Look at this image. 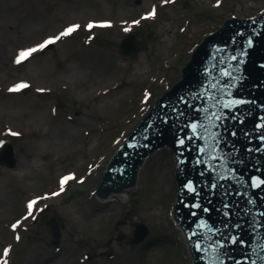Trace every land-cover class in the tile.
Instances as JSON below:
<instances>
[{
	"label": "rangeland",
	"instance_id": "374dc122",
	"mask_svg": "<svg viewBox=\"0 0 264 264\" xmlns=\"http://www.w3.org/2000/svg\"><path fill=\"white\" fill-rule=\"evenodd\" d=\"M153 8V18L141 19ZM263 8L264 0H0V141L13 146L16 159L12 169L0 166V254L10 248L8 264H191L172 219L170 151L143 164L138 193L103 203L94 191L110 156L179 79L194 46L225 19L255 17ZM102 22L110 26H96ZM71 24L79 28L69 37L13 62L18 48ZM130 33L146 49L123 57L119 41ZM138 66L144 70L135 75ZM21 82L28 87L8 90ZM69 174L74 179L60 192L59 179ZM36 197L47 198L34 209L47 207L13 230ZM137 223L148 233L133 245Z\"/></svg>",
	"mask_w": 264,
	"mask_h": 264
},
{
	"label": "water",
	"instance_id": "95a60500",
	"mask_svg": "<svg viewBox=\"0 0 264 264\" xmlns=\"http://www.w3.org/2000/svg\"><path fill=\"white\" fill-rule=\"evenodd\" d=\"M237 33L240 35H236ZM248 40L253 42L252 47L250 48L246 46V41ZM213 45L222 49V51L213 52ZM143 47V44H136L134 42V36L129 35L121 41L120 51L124 56L134 55ZM241 51L245 53L243 57H240L239 55ZM233 55L238 57L237 61L229 60V56ZM212 56H215V59H212ZM221 60L224 61L223 65L220 64ZM237 64H239V74L241 79L237 82L236 87L230 89L229 91L235 98H242L248 101L255 100L256 104L253 105L248 103L241 105L238 109H234L231 114L227 113L225 110V116L227 117L226 126L229 128V131H235L236 136L233 137L227 133L223 134L224 138L229 141L228 147L224 150H232L234 144L237 152V160L243 161L230 165L236 175H240L242 173L246 177L249 174L256 175L253 171L252 165L264 167V152H253L251 156H249L247 152V149L255 148L257 145L261 144L259 140L252 139V136L255 135L252 129L255 122H261L258 118H264V107H262L264 106L263 11V13L253 19L231 18L225 20L220 28L204 36L202 40L195 45L189 60L181 69L180 79L173 82V86L155 102L151 111L132 131L127 140L117 149L115 155L110 156L106 167L107 169H105L106 172L101 179L97 194L101 198L107 197L110 193L114 194L110 195L106 199H101L102 201L105 202L112 196L138 193L139 191L136 186L143 164L152 161V155H158L157 149L167 146L169 150L163 148L159 150L171 151L175 156L176 163L174 174L177 185V195L175 204L173 202L174 221L178 225V229L183 230L185 237L188 231L195 230L194 226L196 220L204 214L198 211L197 217H192L189 215L188 210L182 207L180 201L189 203L193 202L194 198L192 196L185 195L181 185L186 179L198 181L200 177L198 176L197 171L193 169L191 157L189 155L186 154L182 157L186 160L185 165L181 166L177 163L179 151L175 146L174 137L178 134L179 130L174 128L171 120L167 125H161L157 122V116L162 111L158 105L160 103H165L169 106H176L186 113L185 120H188L189 117L200 120L202 118L201 113L190 112L187 105L178 104L177 98L184 96L186 92L198 89V87L204 82L205 77L202 74L204 66L209 67V76L215 78L214 82L216 84H221L227 83L229 80L227 78L223 80L220 78L219 69L223 67L226 71L232 72L233 69L229 65L236 66ZM209 82L213 81L209 80ZM205 87H207V85H205ZM208 91L215 94L214 89H208ZM203 106L204 103L201 101L192 102L193 108H200ZM164 111H168V109H165ZM233 115L238 117V119L232 120L231 117ZM150 124L153 125L152 128H149ZM146 128H149L147 132H145ZM245 131H249L251 133V135L247 138L243 135ZM143 136H147V139H143ZM133 137H135V139H133ZM128 144H134L135 147L129 148ZM145 145L147 146L145 147ZM261 146L264 147V145ZM196 158L198 159L199 157ZM0 165L8 168H13L15 165V159L12 156V148L8 144H6L1 151ZM199 168L200 166H196L197 170ZM136 173L138 174L137 176ZM205 175L208 176L209 174L205 173ZM261 176L264 178V173H262ZM221 183L229 186L230 190L235 189L241 192L247 191L248 196L258 202L257 207L260 210H264V199H262L261 195V193L264 192V187H262L261 190H252L250 188L237 189L234 182L225 180L221 181ZM254 191L255 195H253ZM221 199L222 198L219 196V190H216V195L213 197V204L210 206V212L206 214V219L210 225H220L221 216L216 209L220 207ZM223 199L224 202L233 204L237 211L249 207L246 204V197L244 196L233 195ZM199 202L205 203L202 197ZM229 211H232V209ZM231 218L235 219V217ZM245 218L251 219L250 216ZM50 226L53 231V237L58 238L59 233L57 231L56 224L51 222ZM146 233L147 228L143 224H137L133 234V242L140 241ZM260 234L264 235V228L260 229ZM242 238L247 241L252 248L255 247V243L250 238V230L243 232ZM188 248L192 258V264H196V254L189 246ZM233 254L237 259H242L239 250L235 251Z\"/></svg>",
	"mask_w": 264,
	"mask_h": 264
},
{
	"label": "snow or ice",
	"instance_id": "6c2138e0",
	"mask_svg": "<svg viewBox=\"0 0 264 264\" xmlns=\"http://www.w3.org/2000/svg\"><path fill=\"white\" fill-rule=\"evenodd\" d=\"M173 0H161V4L172 3ZM219 0H217V6ZM155 15V9L147 12V14L141 19H151ZM136 24L137 21H132ZM99 27L110 26L107 22H102ZM86 29H92L94 24L89 22L85 25ZM79 25L71 24L65 27L58 34L50 36L44 39L41 43L34 47L21 50L17 53L15 60L16 64H20L26 60L31 54L44 49L46 46L55 44L62 38L69 37L77 29ZM128 31L127 28L124 29ZM236 35H240L237 33ZM89 40L91 37L88 38ZM87 43V41H85ZM252 41H246L247 47H252ZM222 49L213 45V52H219ZM240 57L245 55L244 52H240ZM215 59V56L211 57ZM230 61H237L238 57L233 55L229 56ZM242 62V61H240ZM220 64L223 65L224 61L221 60ZM232 72L226 71L223 67L219 69V76L223 80L227 78L229 82L216 84L214 77H210V69L207 66L203 67L202 74L205 77L204 82L198 87V89L191 92H186L184 96L178 97L177 102L180 105H187L190 112L201 113L202 118L200 120L189 117L185 120L186 113L176 106H169L165 103H160L158 107L162 110L157 116V122L161 125H167L171 120L174 128L178 129V134L174 137V143L179 151L177 157V163L181 166L186 164V160L183 159L186 154L191 157V163L193 169L197 171L200 179L194 181L193 179H186L182 183L181 187L185 192V195L192 196L193 202L184 203L180 201L182 207L187 209L189 215L197 217L198 211L202 212L195 222V230L188 231L186 234V243L194 250L196 264H264V235L260 234V229L264 228V210H260L257 207V201L248 196V192L230 190L229 186L221 183V181L228 180L234 182L237 189L250 188L252 190H261L264 187V178L261 174L264 173V167L252 165L253 171L256 175L249 174L247 177L244 174L236 175L233 168L230 166L238 162L237 152L233 144L232 150L225 151L229 145V141L224 138V133H227L233 137L236 136L235 131H229L226 126L227 117L225 116V110L231 114L234 109H238L239 106L251 103L256 104L255 100H245L242 98H235L230 89L236 87L237 82L241 79L239 64L232 66ZM212 80L213 82H209ZM207 85V87H205ZM28 85L21 82L15 84L9 88L10 92H18L21 89L27 88ZM208 89H214L215 94L209 92ZM42 91V89L40 90ZM148 93L144 94V101L148 100ZM201 101L204 103L203 107L193 108L192 102ZM264 107V106H262ZM168 109V111H164ZM232 120H237L238 117L233 115ZM261 122H255L252 131L255 133L252 139H257L261 142L255 148L247 149L248 155L251 156L253 152H264V118H258ZM153 125H149L152 128ZM145 129V132L149 130ZM223 130V131H221ZM10 135H18V133L11 132ZM243 135L247 138L251 135L249 131H245ZM143 139H147V136H143ZM135 139V137H133ZM3 144V141H0ZM202 145V146H198ZM147 145H145L146 147ZM129 148L135 147L134 144H128ZM194 154V155H193ZM196 157H199L198 159ZM196 166H200L197 170ZM205 173L209 175L206 176ZM210 177V179H209ZM74 177L69 174L62 176L59 179V191L63 192L66 182L73 180ZM247 180V183H246ZM216 190H219V196L221 199L220 207L216 211L220 214L221 220L219 226L210 225L206 219V214L210 212V206L213 204V197L216 195ZM52 196L59 195V192H52ZM244 196L246 197V204L249 206L245 209L237 211L233 204L224 202L223 198L230 196ZM255 195V191L253 192ZM262 199H264V192L261 193ZM201 197L205 203L199 202ZM47 197H36L27 201L26 215L22 216L20 220H17L11 225L13 230H16L22 220L31 217L35 220L33 215L34 210L36 212L41 211L39 208L34 209V205L41 199ZM232 209V211H229ZM196 210V211H194ZM250 216L251 219L245 217ZM231 217H235L232 219ZM250 230V238L255 243V247L252 248L242 238V233ZM19 240V237H15ZM250 249V250H249ZM239 250L242 259H237L233 254ZM10 253V248L5 247L2 254H0V264H8L5 259Z\"/></svg>",
	"mask_w": 264,
	"mask_h": 264
},
{
	"label": "bare ground",
	"instance_id": "6f19581e",
	"mask_svg": "<svg viewBox=\"0 0 264 264\" xmlns=\"http://www.w3.org/2000/svg\"><path fill=\"white\" fill-rule=\"evenodd\" d=\"M22 48H23V47H22ZM19 49H20V51H21V48H18L17 50H19ZM22 50H24V48H23ZM33 55H34V54H31V56H29V57L26 59V61H28ZM140 70L143 71L144 68L140 69L139 66H138V69H137V67H136V70L134 71L133 74L138 75V74L140 73ZM170 153L173 155V152L170 151ZM172 157L174 158V156H172ZM100 200H101V199H100ZM109 200H110V199H109ZM106 201H108V200H106ZM106 201H105V202H106ZM101 202L104 203V201H102V200H101ZM174 226L176 227V229H177V231H178V234H179V236H180V239H181V240H185L182 229H178V225H175V224H174ZM148 254L151 256V255H154V252H149Z\"/></svg>",
	"mask_w": 264,
	"mask_h": 264
}]
</instances>
